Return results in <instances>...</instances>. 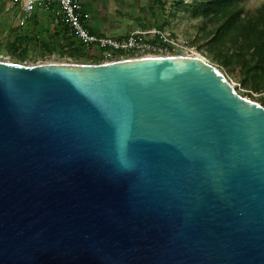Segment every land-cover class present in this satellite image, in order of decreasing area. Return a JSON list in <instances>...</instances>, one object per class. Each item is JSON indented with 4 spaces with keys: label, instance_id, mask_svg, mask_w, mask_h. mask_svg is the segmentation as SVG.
<instances>
[{
    "label": "water",
    "instance_id": "95a60500",
    "mask_svg": "<svg viewBox=\"0 0 264 264\" xmlns=\"http://www.w3.org/2000/svg\"><path fill=\"white\" fill-rule=\"evenodd\" d=\"M0 264H264V107L181 51L0 61Z\"/></svg>",
    "mask_w": 264,
    "mask_h": 264
},
{
    "label": "crops",
    "instance_id": "0c3cea01",
    "mask_svg": "<svg viewBox=\"0 0 264 264\" xmlns=\"http://www.w3.org/2000/svg\"><path fill=\"white\" fill-rule=\"evenodd\" d=\"M80 21L97 36L123 38L134 30L161 29L165 21L160 0H81ZM0 45L27 50L58 48L65 53L84 50L66 22L60 6L26 12L20 2L0 0Z\"/></svg>",
    "mask_w": 264,
    "mask_h": 264
},
{
    "label": "rangeland",
    "instance_id": "374dc122",
    "mask_svg": "<svg viewBox=\"0 0 264 264\" xmlns=\"http://www.w3.org/2000/svg\"><path fill=\"white\" fill-rule=\"evenodd\" d=\"M196 2L197 0H166L164 18L167 22L163 30L169 35V38L181 45L180 49L185 55L202 58L214 65L225 75L239 95L264 107V91L252 92L248 90L242 85L238 76L239 69L235 65L221 67L219 64L218 61L233 50L228 51L226 45L220 47L208 44L209 32L215 30L219 25L211 24L200 16H193L191 8ZM262 4H264V0H238V7L250 15L255 14ZM115 58L113 57V59ZM104 60L96 48L65 53L58 48L41 50L38 45H35L21 51V55L17 57L6 46L0 45V61L15 64L34 65L55 62L98 64Z\"/></svg>",
    "mask_w": 264,
    "mask_h": 264
},
{
    "label": "trees",
    "instance_id": "16d2710c",
    "mask_svg": "<svg viewBox=\"0 0 264 264\" xmlns=\"http://www.w3.org/2000/svg\"><path fill=\"white\" fill-rule=\"evenodd\" d=\"M166 0L159 7L164 17ZM193 16H200L211 24H218L209 32L208 44L226 45L228 52L219 64L236 66L242 85L252 92L264 91V4L250 15L238 7V0H197L191 8ZM166 20L159 28L163 29ZM18 57V47L9 49ZM215 60V59H214Z\"/></svg>",
    "mask_w": 264,
    "mask_h": 264
},
{
    "label": "built area",
    "instance_id": "2783aa9c",
    "mask_svg": "<svg viewBox=\"0 0 264 264\" xmlns=\"http://www.w3.org/2000/svg\"><path fill=\"white\" fill-rule=\"evenodd\" d=\"M11 1L22 3L26 12H31L34 8L60 6L78 42L84 49L96 48L105 59L102 63L139 57L171 56L181 51V45L169 38L163 29L134 30L119 39L91 34L80 21L81 0ZM232 87L234 88L233 85Z\"/></svg>",
    "mask_w": 264,
    "mask_h": 264
},
{
    "label": "snow or ice",
    "instance_id": "6c2138e0",
    "mask_svg": "<svg viewBox=\"0 0 264 264\" xmlns=\"http://www.w3.org/2000/svg\"><path fill=\"white\" fill-rule=\"evenodd\" d=\"M127 137H128L127 127L125 125H122L120 131V143L123 147H125V141L127 140Z\"/></svg>",
    "mask_w": 264,
    "mask_h": 264
},
{
    "label": "bare ground",
    "instance_id": "6f19581e",
    "mask_svg": "<svg viewBox=\"0 0 264 264\" xmlns=\"http://www.w3.org/2000/svg\"><path fill=\"white\" fill-rule=\"evenodd\" d=\"M185 55V54H184ZM202 59V58H201ZM203 60V59H202ZM232 85V84H231Z\"/></svg>",
    "mask_w": 264,
    "mask_h": 264
}]
</instances>
